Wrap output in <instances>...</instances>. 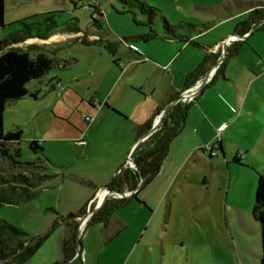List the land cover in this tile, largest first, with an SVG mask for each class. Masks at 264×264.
Here are the masks:
<instances>
[{
    "label": "rangeland",
    "instance_id": "1",
    "mask_svg": "<svg viewBox=\"0 0 264 264\" xmlns=\"http://www.w3.org/2000/svg\"><path fill=\"white\" fill-rule=\"evenodd\" d=\"M196 1V6H211ZM93 4L98 5L103 17L108 13L115 15L112 17L118 22L110 27L111 34H104L107 27L105 20L100 21L103 30L93 26ZM147 4L161 12L170 24L196 21L191 18L195 15L192 9H182V1L148 0ZM119 8L117 0H5L4 27L0 28V40L12 34L27 32L19 22L45 24V15L52 13L58 26L54 32H65L68 23H75L80 31V35L55 43L32 38L18 45L21 50H40L61 63L68 61L64 69L53 68L48 74L60 81L61 90L50 91L46 84L31 82L27 89L37 96L36 99L28 97L18 100L7 106L3 113L4 133L15 129L22 131V142L18 146L20 156L14 157L13 161L39 162L51 176L29 201L0 205V219L30 236L46 233L56 219V214L77 213L83 208L95 187L107 185L116 168L126 162L127 152L134 142L133 130L138 126L136 120L139 112L136 98L124 99L121 89L116 88L120 86L114 87V93H108L116 79L121 80L118 83L121 85L123 81L129 82L137 77L127 43L135 29L140 28L133 23L131 14L116 15L115 11H120ZM29 29L32 35H37L33 26ZM91 35L99 36L103 43L88 46L76 40L81 37L88 39ZM116 60L121 62V66L114 64ZM107 98L113 100L115 105H122L124 112H119L126 117V121L112 114H104L102 106ZM90 99L94 108L89 104ZM84 117L91 121H85ZM31 140L42 144L43 157L28 148ZM10 164V160L4 163L0 161V174L7 175L3 172L9 169ZM176 164L177 158L170 150L160 178L150 188L153 194L155 190L159 192L160 188L171 186L168 196L173 205L167 224L163 206L157 210L150 225L149 232L154 234L153 237L147 236L141 242L138 237L132 243L131 236L112 242L114 239L110 240L114 236L109 228L104 232L94 227L82 231L76 243L82 247L86 264H213L212 255L219 263L225 262L223 256L228 252L230 236L222 213L215 210L216 202L213 208L208 203L206 206L194 207L196 200L207 196L201 185L202 174H206L208 182L210 174L204 171L203 162H197L193 172H183L170 184L169 171ZM76 178L84 179L93 186L80 185L75 181ZM216 195L217 190L213 198ZM233 197L235 195L232 193L230 198ZM152 209L154 212L155 207ZM197 218L202 221L201 225L197 223ZM63 229L56 228L24 264H52L59 260ZM106 239L111 244L104 246ZM147 244H151L150 252L145 250ZM130 246L129 253L122 261L121 256Z\"/></svg>",
    "mask_w": 264,
    "mask_h": 264
},
{
    "label": "crops",
    "instance_id": "2",
    "mask_svg": "<svg viewBox=\"0 0 264 264\" xmlns=\"http://www.w3.org/2000/svg\"><path fill=\"white\" fill-rule=\"evenodd\" d=\"M147 1L145 0L146 3ZM179 1L184 5L182 9L194 11L195 15L191 18L196 21L171 24L181 25L177 28L174 37L166 35L158 27L148 30L136 25L140 29H135L134 35L129 38L130 42L124 40V43L128 44L130 60L137 70V77L129 82L123 81L121 85H118L121 80L116 79L108 93H114V87L120 86L116 88L121 89L124 99L136 98L139 107L136 120L138 125L136 128H138L151 119L154 123L173 99L187 90L185 83L189 74L200 68L201 74L197 80L199 81L215 68L210 72L208 81L198 95L192 102L187 103L184 126L169 144L165 160L170 150L177 158L176 166L169 171L171 176L169 182L172 184L173 179L176 180L183 172L186 174L193 172L195 164L203 162L204 171L210 174V182L203 173L201 185L207 196L196 200L194 207L206 206L208 203L213 208L216 202L215 210L222 213L223 222L230 236V241L227 242L228 252L223 256L225 262L219 263V260L212 255V263L261 264L260 231L252 216V209L258 173L264 172V26H260L264 24V19L262 22L258 21L260 25L255 26L251 24L250 13L254 10L264 13V0H200L201 3L211 5L209 7L196 6L195 4L198 3L196 0ZM115 12L116 15L124 14ZM160 14L162 15L161 12ZM112 16L115 17L113 13H108L105 17L102 15V18H98L99 29L103 30L100 21L105 20L107 23L104 34H111L110 27L118 22ZM165 19L167 20L166 17ZM149 31L152 32L149 34ZM77 35H80V32L74 34L54 32L46 40L55 43ZM229 38H231L230 43L226 45L224 52V43ZM85 39L90 40L89 42L103 43L97 35ZM114 64L121 66L119 60ZM50 79L55 78L47 75L34 82L47 85ZM29 92L34 94L31 90ZM131 92L136 95H132ZM112 101L108 98L104 100L102 106L104 114H112L126 121V117L120 113L124 112L122 105L119 103L115 105ZM89 104L92 108L95 107L91 99ZM157 111L160 114L155 117ZM136 128L133 130L134 142L127 152L126 162L116 168L111 180L122 168L132 170L127 163L129 159L131 160L133 149L137 144L146 141L145 139L135 144L142 138L135 133ZM209 145L215 146L216 154L213 156L202 151ZM234 158L239 163H234ZM163 164L160 168L161 172L159 171L140 191L141 182H138L134 188H123L122 197L114 199L129 201L106 225L88 226V219L82 224L83 229H80V233L92 227L100 232L109 228L111 235L114 236L110 240L114 239L112 242L124 240L129 236L132 243L138 237L139 242L147 236L152 238L154 234L149 232V229L157 210L165 206L166 222L173 205L172 199L168 196L171 186L150 193L152 184L162 174ZM105 187L106 185L95 187V191L87 201V212L98 205L100 195L107 190ZM216 190L217 195L213 198ZM232 193L235 197L230 198ZM153 206L154 212L150 210ZM197 223L201 225L202 221L197 218ZM78 226L79 221L77 229ZM157 233L159 232L155 234L159 235ZM163 233L161 234L164 235ZM108 240L103 242L104 246L111 244ZM130 248L131 246L121 256L122 261ZM145 250L150 252L151 244H147ZM134 251L135 249L131 254ZM68 264H86V257H82V247L77 250L75 258Z\"/></svg>",
    "mask_w": 264,
    "mask_h": 264
},
{
    "label": "trees",
    "instance_id": "3",
    "mask_svg": "<svg viewBox=\"0 0 264 264\" xmlns=\"http://www.w3.org/2000/svg\"><path fill=\"white\" fill-rule=\"evenodd\" d=\"M120 8L116 10L120 13H129L133 16L135 25L151 30L158 27L162 31L174 37L177 28L181 25H171L160 12L150 7L145 0H117ZM4 3L0 0V28L4 27ZM74 6L76 4L74 3ZM91 19L94 27H98L99 19L102 18V12L98 5L93 4ZM139 18V20L137 19ZM264 19V13L254 10L250 13L251 24L257 26ZM43 21L19 24L29 32V27H34L37 35L30 32L9 35L7 39L0 40V161L10 160L11 164L8 170L0 174V205L19 204L29 201L34 197L35 191L41 188L43 184L51 178L38 163H20L13 161L14 157L20 156L18 146L22 142V131L15 129L4 133L3 113L10 104L24 98L36 99V95L31 94L27 85L34 81L45 78L53 68L59 70L67 67V61L59 63L49 58L44 52L35 48L30 51L21 50L18 45L25 40L37 38L40 40L48 39L58 27L52 14H46ZM48 21V22H47ZM258 21H260L258 23ZM260 25V24H259ZM192 27L191 25H188ZM260 26H264L262 23ZM65 32L74 34L80 32L75 23H68ZM152 31H149V34ZM148 36V35H147ZM142 39H145L142 37ZM77 41L85 45L99 44V41H87L84 37L77 38ZM201 69L198 68L188 75L185 87L188 89L197 82ZM56 79H50L47 83L49 90L55 89ZM55 81V82H53ZM178 97L173 99L176 100ZM187 104L177 103L171 106L161 118V122L156 131L150 134L146 141L139 143L133 149L131 161L135 169L127 168L119 170L120 174L106 185V189L111 192H122L123 188L136 187L141 182L139 191L146 187L159 173L165 160L170 142L181 132L186 112ZM160 114L155 113V117ZM153 119L146 124L136 128L137 136H145L151 131ZM28 148L36 155L43 157V146L36 140L28 142ZM40 160V159H39ZM234 163L239 161L234 158ZM75 181L83 186L92 187L93 185L84 180L76 178ZM135 198V196H134ZM136 199V198H135ZM129 200L114 199L108 197L101 207L89 218L88 226L106 225L112 216L123 209ZM88 202L77 213H68L65 215L56 214V219L50 225L48 231L38 236H30L24 230L16 228L8 222L0 219V262L4 264H24L39 250L48 236L59 227L64 228L61 240V258L53 264H68L76 256L80 249V243H76L77 225L79 219L86 213ZM252 216L258 224L261 238V264H264V172L258 173L257 186L255 190Z\"/></svg>",
    "mask_w": 264,
    "mask_h": 264
},
{
    "label": "built area",
    "instance_id": "4",
    "mask_svg": "<svg viewBox=\"0 0 264 264\" xmlns=\"http://www.w3.org/2000/svg\"><path fill=\"white\" fill-rule=\"evenodd\" d=\"M231 38L227 39L225 41V45L230 43ZM215 69H213L214 71ZM203 79V78H202ZM201 80L197 81L196 83H194L191 87H189L187 90H185L184 92H182L179 97L181 98L179 103H183V104H187L193 101V99L198 95V93L200 92V89L206 84V82L208 81L209 77L207 78L205 84L201 83ZM62 89V84L60 82H56L55 83V90H61ZM159 118V117H158ZM157 118V119H158ZM85 121H91V119H89L88 117H84L83 118ZM202 151L210 156H213L216 154V150H215V146H206L205 148L202 149ZM127 166L131 169H135V167L133 166L132 162L129 160V162L127 163ZM118 174H120V172H118ZM113 198H121V195H117V193H113ZM80 229H83V226H80ZM80 230V231H81Z\"/></svg>",
    "mask_w": 264,
    "mask_h": 264
},
{
    "label": "water",
    "instance_id": "5",
    "mask_svg": "<svg viewBox=\"0 0 264 264\" xmlns=\"http://www.w3.org/2000/svg\"><path fill=\"white\" fill-rule=\"evenodd\" d=\"M223 51H224V52L226 51V45H225V44H224V49H223ZM213 69H215V68H213ZM213 69H212L210 72H212ZM210 72H209V73H208V74L202 79V81H201L202 84H205L207 78L209 77ZM201 89H202V88H201ZM201 89H200V90H201ZM180 100H181V98L178 97V98H177L176 100H174L169 106H167V107L163 110V112H162V114L159 116V118H158L156 121H154V123H153V125H152V127H151V131H150L147 135L143 136L139 141H136L135 144L144 141L145 139H147V138L150 136V134H152L153 132H155L156 129H157V127L159 126V124H160V122H161V118L165 115L166 111H167L171 106H174L175 104L179 103ZM129 160H130V159H129ZM130 161H131V160H130ZM128 162H129V161H128ZM131 162H132V161H131ZM132 164H133V166L135 167V165H134L133 162H132ZM113 193H117V194L121 195V192H111V191H109V190H106V191H105V195L103 196L102 199H100L98 205H97V206H96L91 212H87V213H85V215L79 219V226H78V229H77V238H78V235H79V233H80V226H81L82 224H84L85 222H87V220H88V219H89V218H90V217H91V216H92V215H93V214H94V213H95V212L101 207V205L105 202V200H106L108 197H112V196H113ZM121 197H122V195H121Z\"/></svg>",
    "mask_w": 264,
    "mask_h": 264
},
{
    "label": "bare ground",
    "instance_id": "6",
    "mask_svg": "<svg viewBox=\"0 0 264 264\" xmlns=\"http://www.w3.org/2000/svg\"><path fill=\"white\" fill-rule=\"evenodd\" d=\"M104 195H105V193H103V195H100V199H102ZM117 195H119V194H117Z\"/></svg>",
    "mask_w": 264,
    "mask_h": 264
}]
</instances>
